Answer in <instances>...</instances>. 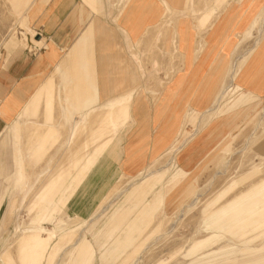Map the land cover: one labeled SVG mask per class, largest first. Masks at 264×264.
<instances>
[{
    "label": "rangeland",
    "instance_id": "obj_1",
    "mask_svg": "<svg viewBox=\"0 0 264 264\" xmlns=\"http://www.w3.org/2000/svg\"><path fill=\"white\" fill-rule=\"evenodd\" d=\"M36 1L0 0V68ZM81 2L108 27L1 129L0 264H264V0Z\"/></svg>",
    "mask_w": 264,
    "mask_h": 264
},
{
    "label": "crops",
    "instance_id": "obj_2",
    "mask_svg": "<svg viewBox=\"0 0 264 264\" xmlns=\"http://www.w3.org/2000/svg\"><path fill=\"white\" fill-rule=\"evenodd\" d=\"M29 8V25L38 30L32 36H39L40 40L34 39V44H27L28 47L21 51V55L0 68V134L12 115L23 108L25 99L37 88L36 94L41 91L42 79L51 72L57 62V55L63 49L71 47L73 41L88 27H108L101 19H95L94 13L89 12L81 0L36 1ZM94 34L93 31L92 36L96 39ZM110 47L112 48V44ZM102 50L105 49L95 43L92 51ZM96 63L99 64L97 59ZM103 72L105 73L104 70ZM119 84L118 82L117 85Z\"/></svg>",
    "mask_w": 264,
    "mask_h": 264
},
{
    "label": "water",
    "instance_id": "obj_3",
    "mask_svg": "<svg viewBox=\"0 0 264 264\" xmlns=\"http://www.w3.org/2000/svg\"><path fill=\"white\" fill-rule=\"evenodd\" d=\"M37 39H39V36H37V37L35 38V40H37Z\"/></svg>",
    "mask_w": 264,
    "mask_h": 264
},
{
    "label": "bare ground",
    "instance_id": "obj_4",
    "mask_svg": "<svg viewBox=\"0 0 264 264\" xmlns=\"http://www.w3.org/2000/svg\"><path fill=\"white\" fill-rule=\"evenodd\" d=\"M37 40H40V39H37Z\"/></svg>",
    "mask_w": 264,
    "mask_h": 264
}]
</instances>
